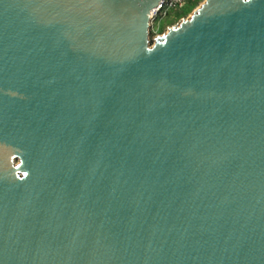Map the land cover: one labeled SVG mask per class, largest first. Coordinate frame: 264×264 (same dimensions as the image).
I'll return each mask as SVG.
<instances>
[{
  "label": "water",
  "instance_id": "water-1",
  "mask_svg": "<svg viewBox=\"0 0 264 264\" xmlns=\"http://www.w3.org/2000/svg\"><path fill=\"white\" fill-rule=\"evenodd\" d=\"M0 0V264H264V0Z\"/></svg>",
  "mask_w": 264,
  "mask_h": 264
},
{
  "label": "rangeland",
  "instance_id": "rangeland-1",
  "mask_svg": "<svg viewBox=\"0 0 264 264\" xmlns=\"http://www.w3.org/2000/svg\"><path fill=\"white\" fill-rule=\"evenodd\" d=\"M204 0H188L187 5L184 10H187L186 14L184 15V10L180 12H169L168 15L161 20L154 21L149 32V41L150 44L153 43V40L164 33H166L167 29L177 25L180 23L181 20L187 19L191 13L197 9L200 4L203 3ZM181 14V15H180Z\"/></svg>",
  "mask_w": 264,
  "mask_h": 264
},
{
  "label": "built area",
  "instance_id": "built-area-1",
  "mask_svg": "<svg viewBox=\"0 0 264 264\" xmlns=\"http://www.w3.org/2000/svg\"><path fill=\"white\" fill-rule=\"evenodd\" d=\"M188 0H160L156 9L150 15V30L154 21L164 19L169 12H180L186 5Z\"/></svg>",
  "mask_w": 264,
  "mask_h": 264
},
{
  "label": "trees",
  "instance_id": "trees-1",
  "mask_svg": "<svg viewBox=\"0 0 264 264\" xmlns=\"http://www.w3.org/2000/svg\"><path fill=\"white\" fill-rule=\"evenodd\" d=\"M184 9H185V8H184ZM184 9H183V10H184ZM186 12H187V10H184L183 14L185 15V14H186ZM180 15H181V14H180Z\"/></svg>",
  "mask_w": 264,
  "mask_h": 264
},
{
  "label": "snow or ice",
  "instance_id": "snow-or-ice-1",
  "mask_svg": "<svg viewBox=\"0 0 264 264\" xmlns=\"http://www.w3.org/2000/svg\"><path fill=\"white\" fill-rule=\"evenodd\" d=\"M246 2H248V0H246Z\"/></svg>",
  "mask_w": 264,
  "mask_h": 264
}]
</instances>
